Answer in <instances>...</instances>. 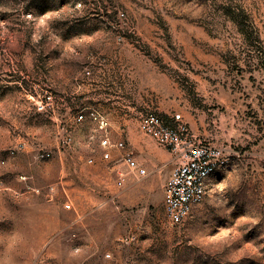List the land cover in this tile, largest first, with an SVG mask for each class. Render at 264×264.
<instances>
[{
	"label": "rangeland",
	"instance_id": "374dc122",
	"mask_svg": "<svg viewBox=\"0 0 264 264\" xmlns=\"http://www.w3.org/2000/svg\"><path fill=\"white\" fill-rule=\"evenodd\" d=\"M84 107L145 176L99 158L96 125L74 120ZM147 110L230 152L180 225L163 207L171 155L138 130ZM0 264H264V0H0Z\"/></svg>",
	"mask_w": 264,
	"mask_h": 264
},
{
	"label": "built area",
	"instance_id": "2783aa9c",
	"mask_svg": "<svg viewBox=\"0 0 264 264\" xmlns=\"http://www.w3.org/2000/svg\"><path fill=\"white\" fill-rule=\"evenodd\" d=\"M84 76L90 77V71L85 70ZM45 99L46 105L50 104L51 95L45 96ZM44 107L42 101L36 104L37 110ZM85 116L94 122L99 132V158L102 161H112L116 158L134 176L142 177L147 174L146 169L138 164L126 141L112 137V123L106 114L91 107H84L74 120L81 122ZM138 130L171 155L174 167L163 186V207L167 220L171 224L180 225L190 217L195 206L212 192L213 187L227 171L230 152L214 142L197 140L181 113L163 115L156 110H147L140 114ZM64 141L70 145L73 138L67 134ZM24 146L25 144L20 142L8 148L7 153L13 155ZM51 156V150L45 148L37 149L33 154L36 160H46ZM85 161L92 164L94 158L88 157ZM1 163H4V160H1ZM124 177V173L116 171L115 186H122ZM63 206L70 209L71 203L67 201ZM105 256L109 257V254Z\"/></svg>",
	"mask_w": 264,
	"mask_h": 264
},
{
	"label": "trees",
	"instance_id": "16d2710c",
	"mask_svg": "<svg viewBox=\"0 0 264 264\" xmlns=\"http://www.w3.org/2000/svg\"><path fill=\"white\" fill-rule=\"evenodd\" d=\"M227 9V13L231 21L236 25L244 40L249 42H253L254 40L255 42L260 43L257 30L253 26L249 25L245 18H243V15L240 14L242 11H240L238 8L236 11L235 7H229Z\"/></svg>",
	"mask_w": 264,
	"mask_h": 264
},
{
	"label": "crops",
	"instance_id": "0c3cea01",
	"mask_svg": "<svg viewBox=\"0 0 264 264\" xmlns=\"http://www.w3.org/2000/svg\"><path fill=\"white\" fill-rule=\"evenodd\" d=\"M107 115V114H106ZM137 149L139 150V151H141V150H143L144 151V147L143 146H137ZM167 156H168V158L170 157V153L167 151V154H166ZM171 171H172V168L168 171V175H167V179H168V177H169V175H170V173H171ZM143 177V176H142Z\"/></svg>",
	"mask_w": 264,
	"mask_h": 264
}]
</instances>
